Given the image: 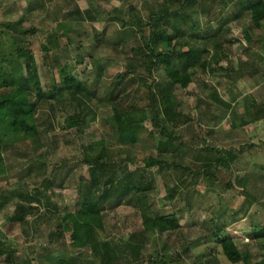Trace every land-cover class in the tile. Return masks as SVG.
Segmentation results:
<instances>
[{"label":"rangeland","instance_id":"1","mask_svg":"<svg viewBox=\"0 0 264 264\" xmlns=\"http://www.w3.org/2000/svg\"><path fill=\"white\" fill-rule=\"evenodd\" d=\"M253 6L0 0V102L28 84L38 130L0 143V264H234L223 253L225 238L240 250L237 264H264V232L253 235L264 228V96L256 102L251 93L256 80L264 93V21L254 24ZM152 48L170 54L180 71L175 59L198 51L188 88L168 85L154 64L147 70ZM64 67L80 81L75 96L62 91ZM116 111L132 114L123 120L137 129L136 144L114 130ZM70 117L79 125L69 128ZM227 153L236 159L224 167ZM98 200L103 231L93 225L92 243L73 248L62 219ZM173 214L177 231L145 224Z\"/></svg>","mask_w":264,"mask_h":264},{"label":"trees","instance_id":"2","mask_svg":"<svg viewBox=\"0 0 264 264\" xmlns=\"http://www.w3.org/2000/svg\"><path fill=\"white\" fill-rule=\"evenodd\" d=\"M254 6L252 8L253 17L252 20L257 27H262V23L264 21V1L263 0H253ZM165 41L168 36L165 34L160 35ZM247 39L250 40V37L247 36ZM153 49V48H152ZM155 49V48H154ZM152 50L149 60L151 61V66L147 68L150 72L153 67L162 68L166 77L165 80L168 82V85H179L182 88H188L191 82V75L189 70L195 69L198 61L199 55L197 50L191 49L188 53L183 55H179L175 60L181 62L182 70H178L172 66L173 58L170 54L164 53L162 51L156 53L155 50ZM166 50V48H165ZM45 52H48L47 47L44 48ZM29 53L21 52L20 57H26ZM155 59H158V62L153 63ZM35 65V64H34ZM156 68V69H157ZM68 67H64L62 69L63 75V87L62 91H67L71 95L75 96L78 94V91L81 90L80 81L77 79V75H74ZM34 85L36 88V92L38 94H42L43 89L41 85L40 76L38 74V70L36 65L34 66ZM193 73V72H192ZM194 74V73H193ZM124 75H119L120 82L123 80ZM169 80V81H168ZM4 81L3 70L0 68V82ZM160 100V99H159ZM152 104L151 110L153 113L154 125L158 126V118L161 116V110L157 108V102L155 95L152 94ZM116 125L113 127L115 131L120 134L121 140L124 144L138 142L137 137V129L133 127L132 122L129 120L124 122L123 117L127 116L129 118L132 114L121 115L119 111L115 112ZM35 117V104L32 101L31 95L29 93L28 84L22 82L19 84L17 89L13 91L10 97L4 101L0 102V143L4 142V139L8 135H24L26 137H30L34 134V137L38 135L37 127L34 123ZM125 118V117H124ZM79 125L76 117H70L68 120L69 128L76 127ZM228 159L223 158L220 160V164L224 167H229L230 162L235 159V156L231 153H227ZM103 156H99L95 159L94 162L98 163L99 161H103ZM153 160H151V163ZM4 171V164L2 158V152L0 147V175ZM140 189V188H139ZM139 189L135 187V192H139ZM128 194V191H123L122 194L117 196L118 199L123 198ZM109 194L105 195V199H108ZM102 200H98L95 202H85L81 207V212L74 215H68L64 217L63 223L61 222L60 227L64 228L65 231L71 233V246L73 248H83L92 243L90 236H88L93 227L96 226L100 230L103 231L104 227L102 225V218L100 217V203ZM1 207V205H0ZM24 210L20 207L19 213ZM23 214L20 216H16V221L21 222L23 219ZM15 219H13L15 221ZM149 222V223H148ZM147 224H150L154 230H157L160 234H164L167 232H173L180 229V222L177 215H168L164 217H160L155 220L148 221ZM96 224V225H95ZM94 225V226H93ZM223 226L219 227L218 231H222ZM264 232L263 226H255L253 235L256 237L262 236ZM221 246L223 249L224 255L228 258L231 263L237 264L242 260V255L238 246L235 242L230 238H225L221 240ZM181 256L176 258L175 260H179ZM105 261L109 262L111 260L110 256H104ZM103 259V261H104ZM162 260H164L162 258ZM161 261H156L155 264H163Z\"/></svg>","mask_w":264,"mask_h":264},{"label":"crops","instance_id":"3","mask_svg":"<svg viewBox=\"0 0 264 264\" xmlns=\"http://www.w3.org/2000/svg\"><path fill=\"white\" fill-rule=\"evenodd\" d=\"M255 74L256 73H253V74H250V76L251 77H254L255 78ZM256 79H258V76L256 77ZM255 81V80H254ZM261 88V84L258 82V80H256V82H255V84H253V87L251 88L252 89V91H251V93H253L254 94V99L256 100V102H259L258 101V99H257V96L259 95V97H262V96H264V93L261 91V93H260V91L258 92V90ZM258 93V94H257ZM260 93V94H259ZM254 110V109H253ZM254 112V111H253ZM257 112V114H260L258 111H256ZM263 114V113H262ZM263 116H264V114H263ZM255 116H254V114H253V118H252V122L253 123H257V120H256V118H254ZM235 159H236V156H235Z\"/></svg>","mask_w":264,"mask_h":264}]
</instances>
